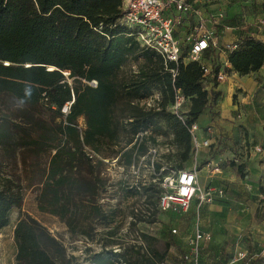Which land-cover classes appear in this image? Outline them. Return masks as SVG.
I'll return each mask as SVG.
<instances>
[{
	"label": "trees",
	"instance_id": "1",
	"mask_svg": "<svg viewBox=\"0 0 264 264\" xmlns=\"http://www.w3.org/2000/svg\"><path fill=\"white\" fill-rule=\"evenodd\" d=\"M122 6L123 0H0V97L15 102L20 118L14 122L3 116L0 144L7 158H14L18 149L43 146L53 151L39 183L37 208L57 217L72 234L87 236L93 222L105 219L98 203L103 183L99 167L114 153L111 147L131 136L114 158L124 167H135L147 153L155 156L153 127L161 117L185 162L193 150L188 128L219 94L203 83L201 62H165L156 51L142 47L119 22ZM210 55L215 54L206 57ZM130 60L137 71L121 77ZM226 61L240 76L255 73L264 65V42L241 38L226 53ZM218 72L215 67L213 73ZM211 82L217 85L215 79ZM152 89L160 95L159 110L141 105ZM175 89L190 99L185 124L168 111ZM45 111L50 124L41 118ZM79 117L84 129L78 126ZM146 164L152 166L154 179L161 165ZM232 166L243 175V164ZM183 169L180 165L175 171ZM157 179L160 184L164 177ZM138 187L146 192L155 185L140 182ZM23 199L22 184L0 172V233ZM141 236L147 245L145 250L142 245L130 247L136 257L131 264H158L162 257L151 247L153 238ZM13 237L14 264H65L62 245L32 216L17 220ZM99 258L98 264L110 263Z\"/></svg>",
	"mask_w": 264,
	"mask_h": 264
},
{
	"label": "rangeland",
	"instance_id": "2",
	"mask_svg": "<svg viewBox=\"0 0 264 264\" xmlns=\"http://www.w3.org/2000/svg\"><path fill=\"white\" fill-rule=\"evenodd\" d=\"M220 4L222 9H219V12L224 11L222 13L235 22L242 38L264 37V27L259 22L264 17V0H224ZM259 28L262 30L259 31ZM222 57L218 56L216 59L219 71H222L226 77L238 75L225 64L226 55ZM136 71L137 64L130 60L121 69L120 75L128 78ZM238 76L254 79L257 84L254 96L247 101L246 92L235 90V94L231 96V104H238L239 109L237 112L231 110L229 115H223L221 105L226 99L228 100L229 95L225 97L222 85L227 79L217 81V85L212 87L211 91H214L213 94H219L215 101H210L201 115L206 114L207 122L212 127L225 132L224 144L219 148L216 147L217 150L214 153L216 156L222 154L224 150H232L239 140L246 138L255 145H262V152L259 155L264 158L263 79L254 73ZM70 81L68 80L69 83ZM151 91L160 98L158 90L152 89ZM43 107L46 106L43 105ZM46 113L45 111L41 118L50 124L51 119ZM6 114L12 121H20L17 116L18 106L15 102L0 97V121ZM238 114L240 118L237 117ZM59 120L56 119V122ZM155 120L153 137H155L156 145L152 148L157 151L155 156L147 153L137 160L135 167H124L117 164L114 159L117 152L126 145V141L131 139V136H125L118 146L111 147L114 153L106 156L108 162L99 167V177L103 183L98 203L102 207L105 219L93 222L91 228H88L87 236L72 234L57 217L42 213L37 208V196L41 187L39 183L53 151L43 146L38 150L18 149L14 158H7L4 145L0 144V172L18 180L24 192L22 205L12 209L9 226L0 233V264H14L16 248L13 230L17 220L26 214L42 223L62 245L65 264H98L99 257L108 258L110 260L108 264H131L136 257L134 250L130 247L142 245L145 250L147 245L142 234L153 238L149 241L151 247L154 251H158L160 258L162 257L158 264H180V257L187 250L185 245L191 238L195 221L198 219L197 208L196 205L191 206L188 211L161 208L158 199L161 194L170 192L171 186L168 185L169 188H165L162 182L159 184L157 178L170 176L180 165L183 168L192 167L194 159L189 154L188 160L182 162L180 150L173 142L171 130L161 117ZM77 123L81 129L85 128L83 117H79ZM242 123H246V127ZM233 130L237 132V135L233 134ZM150 131L149 129L147 135H150ZM257 131L263 135L261 142L254 139ZM227 141L228 144H225ZM134 142L135 139L127 148L131 147ZM147 145L152 147L151 144ZM147 160L150 164L156 162L161 165L160 172L155 175L154 179L151 178L152 166L146 164ZM222 161L221 173L217 176V180L227 184L226 194L223 199L212 201L209 207L205 208L207 215L203 219V225L214 233L213 242L220 244L221 264H230L237 249L246 254L243 258L244 263L263 264L264 254L261 253L264 252V229H260V226L264 221V173L255 181L259 183L262 191L260 188H253L250 184L251 178L239 175L236 167L232 166V162L237 165L239 163L235 162L232 156H224ZM88 170L86 166L82 168L84 175ZM234 179H242L246 182L245 189L237 186L231 189L229 185L234 183ZM140 182L143 185L152 182L155 188L144 192L138 187ZM211 205L214 206V210L210 209ZM234 227H238L237 232L233 231ZM174 228L177 233L171 231ZM257 253H259L258 256ZM222 257H225V261H222ZM236 257L238 258L237 255Z\"/></svg>",
	"mask_w": 264,
	"mask_h": 264
},
{
	"label": "built area",
	"instance_id": "3",
	"mask_svg": "<svg viewBox=\"0 0 264 264\" xmlns=\"http://www.w3.org/2000/svg\"><path fill=\"white\" fill-rule=\"evenodd\" d=\"M202 4L205 5L201 0H123L119 22L129 30L130 35L136 37L142 47L156 51L165 62L175 64L181 60L201 62L203 83L210 90L213 86L211 81L215 79L220 82L225 78L222 71L213 73V69L218 66L217 57L236 49L237 41L220 44L219 37L229 28L223 22L224 15L219 12L203 16ZM259 22L264 27V17ZM211 52L215 55L206 57V54ZM91 85L96 86V82ZM159 100L157 95L152 94L144 99L141 105L148 110H159ZM68 107L69 105H66L63 111L66 112ZM189 108L190 99L180 89H175L168 111L185 124ZM237 117L240 118V115L238 114ZM200 129L197 122H193L188 128L192 140L193 166L173 171L162 182L165 188L171 186L170 192H165L159 197L158 204L165 210L175 208L188 211L194 201L199 209L203 204L224 197L222 188L211 183L204 186L199 182L202 168L198 162L199 150L211 146L213 127L209 125L202 129L206 133V138L203 140L199 137ZM254 151L262 152V146L256 145ZM152 152L154 153L155 149H152ZM203 167L206 169L208 179H212L221 171V164L214 159L207 160ZM171 231L177 233L175 228ZM210 239L211 235L203 232L196 225L188 240L190 248L181 255L180 264H202V242ZM245 256L243 252L238 253L240 259Z\"/></svg>",
	"mask_w": 264,
	"mask_h": 264
},
{
	"label": "crops",
	"instance_id": "4",
	"mask_svg": "<svg viewBox=\"0 0 264 264\" xmlns=\"http://www.w3.org/2000/svg\"><path fill=\"white\" fill-rule=\"evenodd\" d=\"M203 3H205V5H201V10L203 13V16H207L208 13H219V9H222L221 4L222 1L224 0H201ZM218 2V3H217ZM220 2V3H219ZM224 12V11H222ZM220 12V13H222ZM224 15V13H223ZM228 15L225 16L224 15V20L223 22L229 27L227 31H225L220 37H219V42L220 44L224 45V44H230L232 42H236L239 39L242 38L241 34L239 31H237V29H239L238 26L235 25V22H232L231 20L228 19ZM262 28H259V31H261ZM237 31V32H236ZM258 40H261L262 42H264V37L262 36H257L255 37ZM223 55H220V58ZM218 58V60L220 59ZM221 61V60H220ZM226 65H228V68H230V64L228 62H225ZM254 74H256L258 77L262 78V82L264 84V65ZM226 81L223 83L222 88L225 91V97L226 95H229L228 100L226 99V101L222 102V114L224 115H229L231 110L233 111H238V104H231V96L233 94H235V90H238L239 92H246L247 93V97L248 99H246L247 101L250 100V97H253L255 92H256V87L257 84L254 81V79L252 77H239L238 75L236 76H232V77H226L224 78ZM223 79V81H224ZM224 97V98H225ZM244 98V97H243ZM246 101V102H247ZM230 103V104H229ZM242 118V117H241ZM208 116L205 114L204 116L201 115L200 118L198 119L197 123L198 126L201 128L199 131V137L201 140L206 138V133L204 132L205 127L211 125L207 122ZM245 122V121H244ZM225 124V123H224ZM246 123H242V125L244 127H246L245 125ZM213 126V134H212V140H211V146L208 148L202 147L199 150V154H198V162L200 164L201 170L199 173V182L201 185H207L208 183H211L212 185L222 188L224 190V195L226 194V189H227V184L223 183V182H219L217 180V175H215L212 179H208L207 174H206V169L205 167H203V165L206 163L207 160L209 159H214L216 161H218L221 164L222 167V158H224V156H232L235 160V162H238L239 164H243L244 170H243V175L240 176H244L246 178H251L252 181L250 182V184L253 186V188L259 189L260 185L258 182H255L257 180V178H259V176L261 174L264 173V158L261 157L259 155V153H256L254 151V147L256 146L255 144L249 142V140H247L246 138L239 140V143L235 144V147H233L232 150H224L223 153L219 154V156H216L214 153L216 152L217 148H219V146L223 145V140L226 136H224L225 132H222L220 130H216V128ZM233 134L237 135V132L235 130H233ZM253 138V137H251ZM254 139H256V141L260 140V142L263 140V135L257 131L256 132V137H254ZM225 144H228L225 142ZM225 146V145H224ZM262 146V145H260ZM246 182L242 181V179H234V183L230 184L229 186L231 187V189L234 186L239 187L240 189L242 188L243 190L245 189V184ZM263 186V185H261ZM262 188H260L261 190ZM263 191V189H262ZM223 199L222 198H216L215 200H220ZM196 205V201L193 202L192 206ZM209 207V203L207 204H203L199 209H196V215L198 217V219L195 221V225L193 227V231L196 227V225H198V227L205 233H209L211 235V239L210 241H205L202 242V264H221V258H220V251H221V247L219 243L213 242L214 241V233H212V231L210 229H207L204 227L203 225V219L206 218L207 212L205 211V208ZM197 208V206H196ZM211 210H214V206L211 205L210 206ZM200 217H201V222H200ZM260 229H264V221L262 223V225L260 226ZM219 230V228H218ZM234 232L238 231V227H234L233 229ZM193 233V232H192ZM217 238V236H216ZM186 249L188 250L190 247L188 245V243L185 245ZM239 249L235 250V254L233 255V259L230 260V264H247L246 262H243V259L241 258H237L236 255L238 256V253H240V251H238ZM242 250V249H241ZM186 251V250H185ZM184 251V252H185ZM245 251V250H242ZM259 252V250H258ZM244 253V252H243ZM262 255L264 254V252L261 253ZM257 256L259 255V253L256 254ZM222 261H225V257H222ZM254 264V263H253ZM256 264V263H255Z\"/></svg>",
	"mask_w": 264,
	"mask_h": 264
},
{
	"label": "water",
	"instance_id": "5",
	"mask_svg": "<svg viewBox=\"0 0 264 264\" xmlns=\"http://www.w3.org/2000/svg\"><path fill=\"white\" fill-rule=\"evenodd\" d=\"M74 99V98H73Z\"/></svg>",
	"mask_w": 264,
	"mask_h": 264
}]
</instances>
